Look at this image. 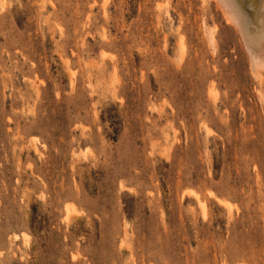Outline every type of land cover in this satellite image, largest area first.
Listing matches in <instances>:
<instances>
[{
	"label": "rangeland",
	"instance_id": "rangeland-1",
	"mask_svg": "<svg viewBox=\"0 0 264 264\" xmlns=\"http://www.w3.org/2000/svg\"><path fill=\"white\" fill-rule=\"evenodd\" d=\"M261 69L216 0H0V264H264Z\"/></svg>",
	"mask_w": 264,
	"mask_h": 264
},
{
	"label": "bare ground",
	"instance_id": "bare-ground-1",
	"mask_svg": "<svg viewBox=\"0 0 264 264\" xmlns=\"http://www.w3.org/2000/svg\"><path fill=\"white\" fill-rule=\"evenodd\" d=\"M216 1L219 2L220 5L222 6L227 21L234 24L241 31L245 39V44L248 49L253 68L257 71L262 70L261 68L264 69V0H256V2L254 0V2L256 3V8L254 7L255 5L254 6L251 5V7L248 5L250 8L253 7L256 10V13L259 15V16L257 15L258 19L256 23L252 22V19L250 20L252 16L248 15L250 14V12H247L248 10L246 11L247 8L244 9L241 6L240 3L241 1L239 0H216ZM253 21H255V19ZM252 24L256 25V29L252 30L250 28V25Z\"/></svg>",
	"mask_w": 264,
	"mask_h": 264
}]
</instances>
